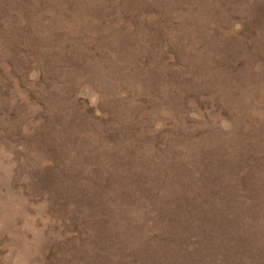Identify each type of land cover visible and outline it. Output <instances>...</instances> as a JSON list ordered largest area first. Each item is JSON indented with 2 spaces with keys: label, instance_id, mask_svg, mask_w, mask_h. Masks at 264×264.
Wrapping results in <instances>:
<instances>
[{
  "label": "rangeland",
  "instance_id": "rangeland-1",
  "mask_svg": "<svg viewBox=\"0 0 264 264\" xmlns=\"http://www.w3.org/2000/svg\"><path fill=\"white\" fill-rule=\"evenodd\" d=\"M0 264H264V0H0Z\"/></svg>",
  "mask_w": 264,
  "mask_h": 264
}]
</instances>
